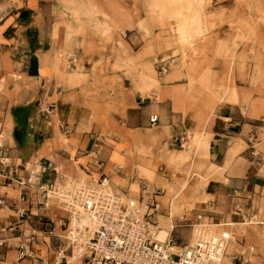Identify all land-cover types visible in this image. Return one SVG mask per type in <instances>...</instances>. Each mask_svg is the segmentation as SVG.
Returning <instances> with one entry per match:
<instances>
[{
  "label": "crops",
  "instance_id": "crops-1",
  "mask_svg": "<svg viewBox=\"0 0 264 264\" xmlns=\"http://www.w3.org/2000/svg\"><path fill=\"white\" fill-rule=\"evenodd\" d=\"M228 1L211 0L214 8H207L209 16L203 26L207 31L186 57L182 52L175 57L176 48L170 47L166 36L156 33L135 48L121 34L120 38L114 36L113 43L86 42L80 51L81 43H75L73 51L79 52V64L86 65L87 76L105 73L115 79L113 87H101V91L112 92V98L99 102L86 100L84 89L77 86L59 88L60 97L54 96L56 89L41 74L51 42L43 25L18 19L8 25L5 20L0 22L2 49L8 52L13 75L19 77V91L16 82L8 86L11 99L0 90L1 264L15 257L18 264H58L53 256V252L57 254V226L53 227L52 211L41 204L43 190L57 185L61 178L60 159L71 156L61 136L73 146L78 162L89 160L97 147L95 135L112 132L110 126L115 128V136L126 131L139 135L156 132L165 157L179 148L180 138L201 134L208 143L202 147L201 161L195 153L187 169L161 167L164 173L159 186L153 187L159 192L150 196L158 207V223L163 220V227L181 248L191 243L194 227L234 225L236 251L226 259L244 254L264 264V152L257 150L264 145V25L259 23L252 31L251 14L245 11L242 23L234 4H225ZM121 46L129 56L125 60L138 68L132 79L122 68L113 72L102 67L113 59V51L118 56ZM167 56L177 58L175 66L155 81V62ZM23 77L30 87L23 88ZM87 90L95 87L90 85ZM91 107L104 113L96 115ZM154 116L159 119L155 126L150 122ZM90 162L80 169L95 174L97 168ZM103 165L102 172L112 184L117 178L125 181L118 188L121 192L128 193L134 179L138 180L136 172L135 176L131 170L124 175L125 169L119 165ZM184 169L190 176L186 188L173 197L168 187L181 188L187 178ZM205 177L208 183L204 187L200 179ZM206 220L207 225L202 223ZM51 229L54 232H46ZM44 239H53V246Z\"/></svg>",
  "mask_w": 264,
  "mask_h": 264
},
{
  "label": "rangeland",
  "instance_id": "rangeland-1",
  "mask_svg": "<svg viewBox=\"0 0 264 264\" xmlns=\"http://www.w3.org/2000/svg\"><path fill=\"white\" fill-rule=\"evenodd\" d=\"M231 3L235 6L236 17L242 23L245 11L251 14L252 31H254V28L259 23H263L264 25V0H229L225 4L229 5ZM209 7L210 9L214 8L211 5V0H0V22L5 20L7 22L5 25H8L18 19L28 24L40 23L43 25L46 37H49V41L51 42L46 48L50 52V56L45 61L41 74L45 79V83L56 89L54 96L60 97L58 96L59 90H57L59 88L68 90L77 86L84 89L83 95L86 100L99 102L100 100L104 101L106 98H112V92L101 91V87L104 88L105 85L113 87L115 79L111 76L105 77V73L101 75L95 74V76L91 77L87 76L85 73L87 70L86 65L83 62L81 65L79 64V52L75 53L73 51L75 43H81L78 50L80 51L82 47L84 48L86 42L90 43L92 40L97 39L105 43H113L115 41L114 36L120 38L121 34L131 44L134 42L135 46L133 47L135 48L151 39L156 33V36H166V39L170 41V47L176 48L174 51L175 57L179 56L181 52L186 57L187 52L194 50L196 42L202 39L207 31L206 28L203 29V26L209 16V11L208 13L206 11ZM194 20H197V22ZM3 45L4 43L0 40V90L3 95L11 99L12 95L7 92L9 90L8 86L11 82H16V87L19 91V77L13 75V67L10 58L7 56L8 52L2 49ZM124 47L121 46L123 49L118 56L117 52L115 55L113 51V59H109L102 67L104 70L108 69L113 72L122 68L127 71L128 77L132 79L133 70H137L138 68L133 66V63L129 59L125 60L129 56L124 53L126 51ZM175 59L167 56L164 59L156 60L155 81L166 75L175 66L173 63ZM90 85L95 87V90H87ZM24 87L30 86L23 77ZM90 111H93L96 115L104 113L98 107H91ZM261 113L263 112L261 111ZM110 129H112V132L115 131L113 126H110ZM261 131V138H263L264 129ZM112 132L99 136L95 135L94 140L97 147H94L92 157L89 160L94 162V165L96 159L103 163H109L111 166L119 165L125 169L124 175L129 174V170H131L132 174L133 172L138 173V180L134 179V183L128 192V198L133 200H138L140 193H143V186L147 187L149 197L155 195L157 191L159 192L158 188L155 189L153 187L155 185L159 186V181L164 173L161 167L180 165L187 169L195 153H199L198 157L200 161L204 158L202 147L206 140L198 133L193 138L191 134L187 135L184 147H181L179 144V148L176 151L170 154V156L165 157L161 153L159 137L156 132L140 133L139 135V133L126 131L120 133L119 136H115ZM61 142L67 147L71 156L60 159V164L57 167L61 178L57 182V185L63 188H70L77 183L89 182L90 178L88 176L90 171L84 173L80 169V165L86 166L89 160L80 159L78 162L74 153L75 150H72L73 146H71L64 135L61 136ZM257 150L264 152V145L258 146ZM153 151L158 154L155 155ZM112 152L114 153L112 154ZM60 166H62L63 170H60ZM186 169L184 170L187 177L189 173ZM114 171H116L117 175L124 176L119 172L121 170L115 169ZM197 173V171L193 172L192 176ZM94 177L95 179L99 178L98 175H94ZM108 178L111 181L109 176ZM187 180L188 177L177 191L168 187L169 193L173 197L178 196L186 188ZM207 180L208 177L200 179V185H204L205 187L208 183ZM113 183L111 182L113 191L125 195L128 194L118 189L120 186L125 185V181L117 178ZM164 187L167 188V185H164ZM49 210L52 211L53 220L55 221L53 227L54 225L57 226V234L64 235L62 218L66 217L67 214L60 209L55 200L51 201ZM44 223L47 224V221L45 220ZM202 223L207 225L209 221L206 220ZM163 225L164 222L162 220L159 225V231ZM233 228L234 225L229 228H213L214 233L219 235L227 233L230 235L231 242L228 247V257L236 251V237L233 234ZM51 231L52 229L46 232L50 233ZM159 231L157 238H159ZM44 241L50 247L53 246V239H44ZM54 244L55 248H57V254L53 252L55 263L88 264L81 260L70 258L67 260V263L61 262L58 252L60 246L64 248V245H62L58 238L55 239ZM44 251L43 257L47 256V250ZM250 260L254 264H258V261L252 258ZM230 261V258L229 260L226 259L225 264H231ZM7 264H18L17 257L11 259Z\"/></svg>",
  "mask_w": 264,
  "mask_h": 264
},
{
  "label": "built area",
  "instance_id": "built-area-1",
  "mask_svg": "<svg viewBox=\"0 0 264 264\" xmlns=\"http://www.w3.org/2000/svg\"><path fill=\"white\" fill-rule=\"evenodd\" d=\"M158 120L154 116L150 122L155 126ZM178 142L184 147L186 137ZM103 164L96 159L97 170L95 174L89 172V182L70 188L54 184L43 190L41 207L48 210L55 200L67 214L62 218L64 235H56L64 245L58 252L61 262L67 263L70 258L88 264H225L229 234L214 233L212 226H197L191 243L182 248L173 234L159 241L158 207L147 187L143 186L138 200L113 191L108 175L102 172ZM82 219H87L88 224H83ZM230 263L254 264L244 254L233 256Z\"/></svg>",
  "mask_w": 264,
  "mask_h": 264
},
{
  "label": "bare ground",
  "instance_id": "bare-ground-1",
  "mask_svg": "<svg viewBox=\"0 0 264 264\" xmlns=\"http://www.w3.org/2000/svg\"><path fill=\"white\" fill-rule=\"evenodd\" d=\"M179 17V16H178ZM194 17V16H193ZM192 17V18H193ZM194 19V18H193ZM195 22H197V20H194ZM200 22V21H199ZM205 145L208 146V143L205 142ZM82 223L83 224H88V220L87 219H82ZM169 236V231H167V229L165 227H163L160 231H159V241L164 242Z\"/></svg>",
  "mask_w": 264,
  "mask_h": 264
}]
</instances>
